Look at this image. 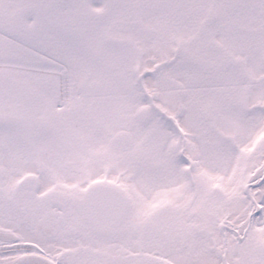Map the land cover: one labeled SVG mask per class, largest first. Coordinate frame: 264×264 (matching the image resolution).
<instances>
[{"label":"snow or ice","instance_id":"obj_1","mask_svg":"<svg viewBox=\"0 0 264 264\" xmlns=\"http://www.w3.org/2000/svg\"><path fill=\"white\" fill-rule=\"evenodd\" d=\"M0 264H264V0H0Z\"/></svg>","mask_w":264,"mask_h":264}]
</instances>
